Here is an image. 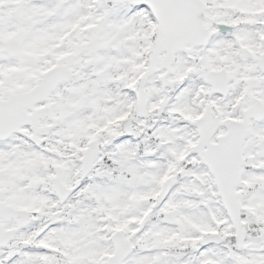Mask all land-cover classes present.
<instances>
[{"label":"snow or ice","instance_id":"6c2138e0","mask_svg":"<svg viewBox=\"0 0 264 264\" xmlns=\"http://www.w3.org/2000/svg\"><path fill=\"white\" fill-rule=\"evenodd\" d=\"M0 264H264V0H0Z\"/></svg>","mask_w":264,"mask_h":264}]
</instances>
